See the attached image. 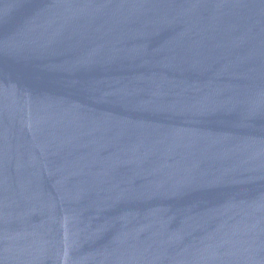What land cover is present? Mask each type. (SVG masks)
Returning a JSON list of instances; mask_svg holds the SVG:
<instances>
[{
	"label": "water",
	"instance_id": "95a60500",
	"mask_svg": "<svg viewBox=\"0 0 264 264\" xmlns=\"http://www.w3.org/2000/svg\"><path fill=\"white\" fill-rule=\"evenodd\" d=\"M0 264H264V0H0Z\"/></svg>",
	"mask_w": 264,
	"mask_h": 264
}]
</instances>
